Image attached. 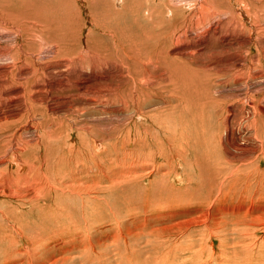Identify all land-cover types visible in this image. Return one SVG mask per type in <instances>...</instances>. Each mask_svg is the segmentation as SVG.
Wrapping results in <instances>:
<instances>
[{"label": "bare ground", "instance_id": "6f19581e", "mask_svg": "<svg viewBox=\"0 0 264 264\" xmlns=\"http://www.w3.org/2000/svg\"><path fill=\"white\" fill-rule=\"evenodd\" d=\"M32 1L21 0L23 8L14 14L0 7V31L7 33L0 37L11 42L0 45V264H69L66 255L75 247L83 249L85 261L97 255L111 259L101 234L107 230L114 245L129 248L132 211L146 207V213L153 206L172 216L189 215L186 223L203 227L207 244L210 236L226 244L221 233L235 226L246 248H263L257 232L264 233V0L201 4L197 25L203 24L201 14L227 15L221 20L227 40L218 55L211 49L221 36L219 24L198 34L190 26L193 19L186 18L168 30L156 20L161 12L149 8L144 16L155 27L153 34L140 28L126 44L116 30L111 34L122 58L118 65L114 52L89 41L86 53L76 52L77 42L56 36L52 25L32 17L25 8L34 6ZM100 2L108 20L109 6ZM169 12L175 15L173 7ZM133 16L136 25L140 11ZM91 17L93 25L112 33L97 23L95 13ZM45 46L52 48L50 55L41 52ZM109 63L123 72L102 74L99 68ZM99 112L109 114L115 140L125 139L121 147L134 144L139 157L127 152L121 159L103 158L96 127L83 118ZM136 117L151 122L164 140L140 129L133 142L123 136L121 126ZM163 157L165 169L154 165ZM128 158L133 162L125 164ZM172 178L183 188L174 187ZM116 251V263H130L129 254Z\"/></svg>", "mask_w": 264, "mask_h": 264}, {"label": "rangeland", "instance_id": "374dc122", "mask_svg": "<svg viewBox=\"0 0 264 264\" xmlns=\"http://www.w3.org/2000/svg\"><path fill=\"white\" fill-rule=\"evenodd\" d=\"M100 1H105V3L109 6V14H108L109 19L108 20H105L104 19L105 14H102L100 12V10H101V8H100L101 2ZM189 1H191V2H189ZM204 1H206V0H124L122 4L119 2L120 4L118 3L117 5H115L114 0H38V1L33 0L31 2V4L34 3V6L33 5L31 6L29 3V5L25 8H29L27 10L28 12L32 11L33 15H35V16L32 15V17L34 19L37 18L38 21L45 23V25L48 24L47 26L52 25L51 27L53 29L54 28L56 29V30L54 29L56 31V36L58 35V37H60V38H64V36H65V37H67L66 39H68V38L72 39L73 42H75V44L77 42V44H79V45L76 44V48H75L76 52L79 51V52L86 53V49H87L86 46H88L87 41H89V42H91L90 44L92 45V47L93 46L95 47V45L96 46L100 45L101 47H103L102 48L103 50L107 51V53L108 52L109 53L114 52V54H116L114 58H115V60L118 59V60H116L118 62L117 63V65H118V64H122V58H121V55H119V53H118V50H117L118 47H116L117 44H115L114 35L112 36L111 34H115V30H116L119 33L118 40L119 39L122 40L123 42H121V43H124V44L128 43L127 40H128V38L132 37L131 36L132 34H139L140 28L145 32L146 35L153 34L154 31H156L155 27L152 25L151 21L150 22H149V20L146 21L145 16H144V14H147V9H149V8H157V11L161 12V16L160 17L156 16L157 17L156 20L158 22L161 20V22L164 24V27H166L168 30H173L174 28H178L179 26H181L182 21L186 18L188 20L193 19V21H192L193 23L190 21V26H193L192 27L193 31L198 30V34H203L209 28L213 27L214 25L219 24L221 36L217 37V40H215V42H214L215 44L214 45L212 44L211 50L215 51V52L213 51V53L215 55H218V53L220 54V52L223 48V44H224L223 39L227 40V29H225V27L223 26V22L227 19V15H225V13L211 14L208 16H204L203 14H201L202 17H204L202 19V20H204L203 24L197 25V23H198L197 20H198V17L200 16L197 12H198V9L201 8L200 6L202 3H204ZM19 2L21 3V0H17V1L16 0H1L0 7L3 11H5L7 13L14 14L15 12L19 11L20 8H23V6L21 4H19ZM185 2H188V3L185 4ZM37 3H39V4H37ZM223 5L225 6V7H223L225 12H227V10H226L227 9V3L224 2ZM66 6L68 9L65 8ZM91 6H93V7H91ZM170 7H173L175 9V15L173 17H171V13L169 12ZM38 8L40 9V10H38L39 12L37 11ZM48 9H49V11H48ZM59 9H61V10H59ZM236 9H238V11L236 10V12L239 13L238 15H240L242 8L240 6H237ZM21 10H23V9H21ZM35 10H36L35 13H38V14H35L33 12ZM52 10H53V12H52ZM137 11H140L141 17H140V19H138L139 23L134 25V22L136 20L134 19L135 17L133 16V14L136 13ZM39 13H40V15H39ZM92 13H95V17L97 18V20H96L97 23L99 25H101L102 27L105 26L107 28H110L112 30V33H110L108 31V29L100 30V28L96 27V25H93V21H92L93 19L91 17ZM211 13H213L212 10H211ZM42 14H44L45 16L47 15L46 16L47 18L45 16H43V19H42V16H41ZM19 15H21V14H19ZM244 16H245V14H244ZM7 19H9L11 21L10 18H7ZM21 19H22V17H21ZM39 19H41V20H39ZM243 19H245V18H243ZM43 20H45V21H43ZM46 20H48V22ZM221 20L222 21L224 20V21L222 22ZM58 21H61L60 22L61 24ZM63 21H65V23ZM119 22H121V23H119ZM66 24H69V25H66ZM70 24H72V25H70ZM61 26H62V29H61ZM64 30H66V31H64ZM72 30H74V31H72ZM124 30H126V33L123 32ZM74 32L76 34H74ZM117 32H116V34H118ZM225 32H226V34H225ZM5 33L6 32H4L2 30L0 31V34L7 35V33L6 34ZM9 39H11V38H9ZM80 40H82V41H80ZM4 43H5V45H7V44H10L11 42H10V40H5L4 38L0 37V45L1 44L4 45ZM80 47H81V49H80ZM38 48H40V46ZM38 48L36 47L35 50H37ZM49 49H52V48L49 46H45L44 48L41 49L42 50L41 52L44 51L45 56H47L49 54L47 52ZM119 61H121V62H119ZM117 65L113 66V65H111V63H109L108 65H105L104 67L99 68V71L102 74L107 73V72L109 73L110 71H112V72L117 71V72H115L116 74L123 72L121 70V68H118L119 66H117ZM131 109H136V107L133 106L130 108V110ZM98 114H102L103 116L105 115V118L101 117L102 115H98ZM121 116L122 115H119L120 121L122 118ZM83 118H84V120H87L89 118L91 125L92 124L95 125V127H96L95 128V135L97 134L95 137L96 141H98L99 144L103 145L102 149H100L99 147H96V149H97V151L98 150L102 151V152L104 151L105 155L103 154V158L104 159L107 158L106 159L107 162L109 159H111V158L114 159L117 156L119 157V159H121V157L124 156L123 153H127V152L128 153L133 152L132 153L133 156H137V157L140 156V155L138 156L137 154H135V153L139 152V149L134 144L129 143L125 146L126 148L121 147V145H123L122 140H125L122 138V136H121V138L115 140L116 138L114 137V134H112L114 132H111L112 123H111V120H109L110 118H109V114L107 112L106 113L105 112L94 113L92 116H89V117L84 116ZM116 119H118V118H116ZM128 119L129 118H127V122L124 123L125 125L124 126L122 125L121 127L123 128V136L124 135H125V137L128 136V138L131 142H133V140L135 139L134 133H136L135 130H137V129H140V131H142L144 133L148 132L147 134H153V136H156V137H158L157 135H159V138L164 140V135L159 134V131L155 128V126H150L151 122H146V120H143V119L137 118V117L133 118L131 120H128ZM92 120H94V121H92ZM137 121L138 122L144 121V122L143 123L141 122V124H142L141 126L135 127L132 123L133 122L136 123ZM128 122H129V124H128ZM116 125H119V123H116ZM121 127H120V129H121ZM69 138H70V136H69ZM73 140L76 141L75 136H72L70 138V142L73 143L74 142ZM58 145L60 146V145H62V143H60ZM58 145L53 146L52 149H54V147H55L56 148L55 150H57ZM115 147H117V148H115ZM133 147H134V149H133ZM105 148H108V149H105ZM116 150H117V152H114ZM134 151H136V152H134ZM145 152L148 153L150 151L148 150ZM156 154H157V152H156ZM42 155H43V150L39 153V156L41 157V159L43 158ZM132 158H130V159L128 158L127 160L124 161V163L125 164L132 163L133 162ZM121 163H123V162H121ZM167 163H168V161H167L166 157L158 159V161H157V159L154 161V165H157L159 167H161V165H162L164 169H165ZM170 181L174 187L175 186L177 187V189L179 186H180L179 188H183V186H182L183 183L178 182V180L176 178L175 179L172 178V180H170ZM174 182H175V184H174ZM144 184L147 185L148 183L145 182ZM146 185H144V186L146 187ZM148 190L150 191V189H148ZM139 193H140V191L135 190L133 196L136 198L137 196H139ZM149 194L151 195L150 192H149ZM0 201H3V200L0 199ZM143 208H146V207H142V209L140 207L139 208L140 210L139 209L133 210L132 214L130 215L131 218L130 219L128 218L132 222L131 225H134L133 227H135V230L133 231L135 233L134 236L135 235L137 236V237L136 236L135 237L134 236L128 237V240L130 238L132 239L131 241L130 240L128 241L129 244H127V246H129V248H127L126 246L122 247V246H124L122 244H120L119 246L114 245V242H115L114 239L115 238L113 239L112 236L110 235V233H107L108 231L105 230L101 234V238L106 239L103 241L102 244L105 246H108V248H110V247L112 248V249L110 248V250H109L110 255L112 256L111 259H110V257L108 258L106 256L103 258L104 259L103 260L102 258L99 257V255H97V256L92 257V262H88L87 258L85 261V260H83L81 253H80L81 251H83V249L80 250L79 248L77 249V247H75L74 249L69 251V254L66 256L70 257V259L72 261L75 260L76 262L74 261L75 262L74 264H80V263L81 264H105V262H107V261L109 263L107 262L106 264H118L115 262L116 256H114L113 253H114V251L118 250L119 247H120L119 250L116 252L121 251L120 252L121 255H128L129 254V256H130V263L129 264H244L249 259H254L255 262L259 263L261 260L257 261V258L262 259L264 256V252H263L264 247L263 248H256V249L246 248L245 247L246 243L240 242V239L238 238L239 236L236 235V233H235V231H236L235 228H237L235 226H231L230 227L231 230H227L228 232L221 233V238H222L221 240H222V242L223 241L227 242L226 244L224 243L220 246L219 241L216 238H214L213 236H210V238L208 240V244H207V240L203 239V236H202L205 233L204 228L199 227V226L197 227L194 225H188L186 223V221L188 219L187 217H189V215H182L181 216L180 213H178V215L173 214V216H172L170 212L162 210L163 207H158V206L150 207V208H148V211H147L148 213L147 212L144 213L145 209H143ZM122 215H126V214L123 213ZM122 217L124 218V216H122ZM128 219H126V220H128ZM239 228L240 227H238V229ZM233 229H235V230L233 231ZM140 236H142V237H140ZM138 237H140V238H138ZM263 237H264L263 232H257V239H259V242H261L263 240ZM130 244H132L133 246ZM122 248H123V250H122ZM126 248H127V250H126ZM101 249H102L101 247L96 248V252L98 254L100 252L103 253V249L102 250ZM138 250H139V252H138ZM245 252H246V254H245ZM240 254H241V256H240ZM131 255H134V256H131ZM62 257H65V255H62ZM72 257L74 259H72ZM77 258H79V260ZM106 258H108V259H106ZM72 261L69 264H72ZM110 261H113L114 263L110 262ZM261 263H264V261H261Z\"/></svg>", "mask_w": 264, "mask_h": 264}]
</instances>
